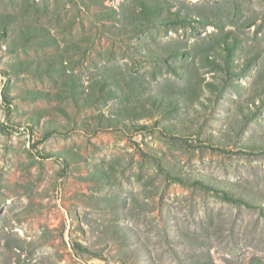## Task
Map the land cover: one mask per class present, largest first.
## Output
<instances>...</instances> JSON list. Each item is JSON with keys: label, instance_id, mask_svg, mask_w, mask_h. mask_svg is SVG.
<instances>
[{"label": "rangeland", "instance_id": "rangeland-1", "mask_svg": "<svg viewBox=\"0 0 264 264\" xmlns=\"http://www.w3.org/2000/svg\"><path fill=\"white\" fill-rule=\"evenodd\" d=\"M0 264H264V0H0Z\"/></svg>", "mask_w": 264, "mask_h": 264}, {"label": "trees", "instance_id": "trees-1", "mask_svg": "<svg viewBox=\"0 0 264 264\" xmlns=\"http://www.w3.org/2000/svg\"><path fill=\"white\" fill-rule=\"evenodd\" d=\"M226 198V200H229V201H234V199L233 198H231V197H225ZM242 202H244V201H242Z\"/></svg>", "mask_w": 264, "mask_h": 264}]
</instances>
